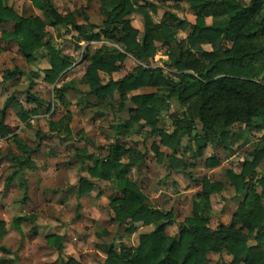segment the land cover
Returning <instances> with one entry per match:
<instances>
[{
  "label": "rangeland",
  "instance_id": "374dc122",
  "mask_svg": "<svg viewBox=\"0 0 264 264\" xmlns=\"http://www.w3.org/2000/svg\"><path fill=\"white\" fill-rule=\"evenodd\" d=\"M101 1L52 0L58 13L73 14L79 25L100 33L99 42L88 44L78 42L75 32L68 33L62 27L48 26L49 22L32 7L30 0L7 1L18 17L41 18L47 25L44 43H50L62 55L70 57L73 65L60 80L54 84L47 83L44 71L50 67V58L45 47L38 53V62L27 64L16 43L2 39V33L11 32L14 23L9 21L0 25V249L6 250H0V264H63L68 258H74L80 264H103L105 251L110 248L119 250L120 245L136 247L140 235L152 231L151 227L136 225L135 232L129 234V223H114L110 203L121 196L120 192L114 182L94 180L87 173L95 159L107 155L112 143L118 142L143 156V162L131 168L129 178L144 195L145 204L162 212H171L176 224L191 217L192 203L201 190L203 180L223 185L209 199V229L215 231L218 226H227L232 222L239 204L246 201V196L251 193L250 185L264 178V158L254 174L246 179L249 188L244 194H237L225 174L226 171L239 174L243 162L251 160L255 151L264 149V128L258 130L249 125H236L227 131L223 143L209 141L201 149V155L197 156L199 145L192 141V136H202L201 124L195 119L193 110L181 107L175 99L166 100L161 106L156 125V128L168 134L179 127L180 141L175 153L162 146L160 138L143 121L134 126L131 133L116 130L122 122L129 120V109L134 107L132 102H124L123 108L119 109V95L115 94L112 105H104L93 96H88L89 88L83 80L88 66L85 53L92 55L102 46L116 48L102 34L110 18L101 11ZM131 1L136 11L128 19L140 33L143 32L144 21L140 10L148 15L154 25L160 24L166 13L174 14L188 25L195 23L192 6L185 1ZM239 1L245 7L251 2ZM224 19L218 8L210 6L205 22L210 26ZM186 35L187 31H178L177 42L171 44V50L156 43L155 54L148 60L149 66L160 68L165 76L177 81L171 55L172 52L178 54L177 48ZM258 45L264 46V40L258 41ZM230 46L220 41L214 48L206 44L201 48L207 52H221ZM262 57L259 61L251 58L253 66L257 67L264 61V53ZM217 59L215 57L212 62ZM142 65L127 57L110 76L100 73V78L104 84L117 82L135 73ZM14 69L21 71L22 75L4 81V74ZM263 74L259 75L257 81L264 84ZM216 76L212 74V77ZM64 85L74 89L64 93L66 104L54 95V89ZM27 91L41 100L44 108L23 122L19 114L35 109V105L28 101ZM155 93L162 95V87L140 89L128 93L127 97L130 99L135 95ZM47 106L51 108L49 113L45 112ZM68 114L71 116L69 131L51 128V123L59 124ZM191 117L195 128L192 136L188 137L184 134V121ZM136 130L139 134L134 133ZM208 158L217 161L213 169L205 165ZM18 160L25 164L20 166ZM121 162L126 164L128 159L123 158ZM80 180L94 185V189L82 197L76 194ZM261 191L257 185L255 192L261 194ZM262 205L264 207V202ZM17 217L28 218L19 229L13 225ZM177 232L176 225L166 229V234L170 236ZM243 233L246 234V231ZM50 235L63 238L61 255L47 245L46 239ZM248 239L247 246L255 255L252 264H264V229ZM207 258L209 264H231L233 261L225 252L210 253Z\"/></svg>",
  "mask_w": 264,
  "mask_h": 264
},
{
  "label": "trees",
  "instance_id": "16d2710c",
  "mask_svg": "<svg viewBox=\"0 0 264 264\" xmlns=\"http://www.w3.org/2000/svg\"><path fill=\"white\" fill-rule=\"evenodd\" d=\"M7 1L0 0V25L11 21L14 28L11 32H3L2 39L15 42L20 55L30 65L37 61L39 51L45 47L50 58V68L44 71V80L54 84L72 67V59L62 55L50 43H44L47 25L41 18L18 17ZM30 1L32 7L49 22L48 26L62 27L68 33L75 32L78 42L88 44L101 40L100 33H94L91 28L79 25L73 14L58 13L52 0ZM173 1L191 4L195 17L193 25H188L171 13H166L161 23L154 25L148 15L140 10L144 18L143 32L140 33L131 26L128 19L136 11L131 0H102L100 9L110 18L102 34L116 48L102 46L92 55L85 53L84 59L88 66L83 80L89 88L88 96H93L104 105H112L115 94L119 95V109L123 108L124 102H132L134 108L129 110V120L116 127L117 131L131 133L133 127L143 121L160 138V144L173 153L178 149L180 129L177 127L168 134L156 128L160 108L166 100L175 99L181 107L193 110L195 119L201 124L202 136L197 138L191 135L195 128L192 117L184 121V134L192 136V141L199 145L197 156H200L201 149L207 142L223 143L227 131L236 125H249L258 130L264 128V84L257 81L264 72V61L258 62L257 67L251 62V58H255L254 61L263 59L264 46H259L258 41L264 40V0H251L247 7L241 5L239 0ZM210 6L218 8L225 19L208 26L205 19ZM178 31H187V35L177 48L178 54L172 52L171 55L172 67L178 76V80L174 81L165 76L160 68H151L148 60L155 54L156 43L171 50V44L177 42ZM220 41L231 46L221 52H207L201 48L204 44L214 48ZM127 57L144 65L117 82L109 81L104 84L100 73L110 76ZM215 57L218 59L212 62ZM245 60L247 61L244 64ZM209 62L212 63L208 65ZM213 73L217 76L212 77ZM19 75L22 72L14 69L7 71L3 79L11 81ZM161 87L162 95L155 93L135 95L130 99L127 97L128 93L140 89ZM72 90L74 89L69 85H64L60 89L55 88L54 95L57 100L66 104L64 93ZM27 94L29 103L34 104L35 109L19 114L23 122H27L30 115H37L44 108L41 100L31 96L29 91ZM50 109L47 106L45 112L49 113ZM188 113L191 115V112ZM70 121L71 116L68 114L59 124L51 123L50 126L52 129L67 132ZM134 133L139 134L137 130ZM123 158H127L128 163H122ZM263 158L264 149L255 151L251 160L243 162L239 174L226 171V177L237 194H244L248 190L249 182L246 179L254 174ZM143 159L134 150L126 149L116 142L108 147L105 157L95 159L93 166L87 170L90 178L114 182L120 192L121 196L110 203L111 220L114 223H129V234L135 232L138 224L152 228L151 232L140 235L136 248L120 245L119 250L110 248L105 251L103 264H209L207 256L218 252H225L230 256L233 260L231 264H252L255 261V255L247 242L250 235L264 229V178L250 185L251 193L246 196V201L239 204L232 222L227 226L220 225L212 231L209 229L207 216L210 210L209 198L218 193L223 185L205 180L201 192L194 197L191 217L176 224L171 212H162L145 204L144 195L130 180L131 168L139 166ZM17 163L20 166L25 164L19 160ZM206 164L209 168H214L217 161L209 158ZM257 185L262 189L261 194L255 192ZM93 189L92 183L80 180L76 194L82 197ZM27 220V217H17L13 220V225L19 229L21 223ZM174 225L178 227L177 234L167 236L165 228ZM46 243L58 254H62V237L50 235ZM0 250L6 252L4 248ZM63 264L79 263L69 258Z\"/></svg>",
  "mask_w": 264,
  "mask_h": 264
},
{
  "label": "crops",
  "instance_id": "0c3cea01",
  "mask_svg": "<svg viewBox=\"0 0 264 264\" xmlns=\"http://www.w3.org/2000/svg\"><path fill=\"white\" fill-rule=\"evenodd\" d=\"M30 2H31V1H30ZM55 9H56V8H55ZM35 10H36V9H35ZM36 11H38V10H36ZM38 12H39V11H38ZM57 12H58V11H57ZM41 15H42V14H41ZM37 59H38V57H37ZM36 62H38V61H36ZM36 62H35V63H36ZM35 63H34V64H35ZM49 68H50V67H49ZM144 89H145V88H144ZM133 108H134V107H133ZM133 108H131V109H133ZM129 110H130V109H129ZM208 159H209V158H208ZM206 161H207V160H206ZM206 161H205V165H206V167H208L207 164H206ZM208 168H209V167H208ZM210 169H213V168H210ZM204 181H205V180L202 181V185H203V182H204ZM211 183H212V182H211ZM217 183H220V182H217ZM134 184H135V183H134ZM202 185H201V189H202ZM200 192H201V190H200ZM200 192H198V193H200ZM198 193H197V194H198ZM238 195H239V194H238ZM240 195H241V194H240ZM211 196H212V195H211ZM211 196H210V197H211ZM209 199H210V198H209ZM138 225H141V224H138ZM141 226H142V225H141ZM172 227H173V226H172ZM167 228H170V227H166V228H165V231H164L165 234H166V229H167ZM166 235H167V234H166ZM167 236H170V235H167ZM173 236H174V235H173ZM170 237H171V236H170ZM138 241H139V240H138ZM124 246H125V245H124ZM137 246H138V245H137ZM137 246H136V247H137ZM126 247H127V246H126ZM136 247H128V248H136ZM103 257H104V256H103ZM68 259H69V258H68ZM68 259H67V261H68ZM73 259H74V258H73ZM76 261H77V260H76ZM104 261H105V258H104ZM65 262H66V261H65ZM77 262H78V261H77ZM78 263H79V262H78ZM79 264H80V263H79Z\"/></svg>",
  "mask_w": 264,
  "mask_h": 264
}]
</instances>
